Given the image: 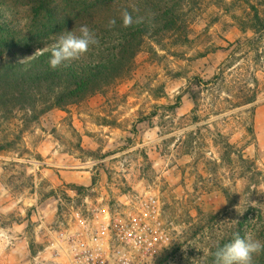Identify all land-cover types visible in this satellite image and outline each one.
<instances>
[{
	"label": "rangeland",
	"instance_id": "374dc122",
	"mask_svg": "<svg viewBox=\"0 0 264 264\" xmlns=\"http://www.w3.org/2000/svg\"><path fill=\"white\" fill-rule=\"evenodd\" d=\"M188 1L184 30L145 39L129 72L35 121L2 122L0 264H64L45 247L41 223L147 192L162 204L171 245L223 208L226 192L245 190L239 158L264 176V27L251 22L264 0ZM211 232L188 264H204Z\"/></svg>",
	"mask_w": 264,
	"mask_h": 264
},
{
	"label": "trees",
	"instance_id": "16d2710c",
	"mask_svg": "<svg viewBox=\"0 0 264 264\" xmlns=\"http://www.w3.org/2000/svg\"><path fill=\"white\" fill-rule=\"evenodd\" d=\"M190 4L188 0H0V126L17 115L35 121L54 108L84 99L96 81L129 72L145 39L184 30L181 19L185 5ZM116 9L119 12L112 16L103 13ZM124 11L133 16L129 27L123 26ZM138 18L140 23L135 22ZM113 19L116 23L110 27ZM251 22L264 27V13L257 11ZM83 25L94 33L98 44L78 59L53 69L50 51L33 55L65 31L79 35ZM239 160L250 173L237 177L245 190L226 192V205L185 229L183 237L159 254L165 256L161 264H188V255L207 241L208 230L215 245L231 242L237 233L264 242V176L254 162ZM215 245L208 255L200 252L206 258L204 264H213ZM253 259L254 264H264V251Z\"/></svg>",
	"mask_w": 264,
	"mask_h": 264
},
{
	"label": "built area",
	"instance_id": "2783aa9c",
	"mask_svg": "<svg viewBox=\"0 0 264 264\" xmlns=\"http://www.w3.org/2000/svg\"><path fill=\"white\" fill-rule=\"evenodd\" d=\"M111 208L99 200L69 208L55 225L39 226L45 247L64 264H149L173 240L162 204L151 192Z\"/></svg>",
	"mask_w": 264,
	"mask_h": 264
},
{
	"label": "clouds",
	"instance_id": "9594fccd",
	"mask_svg": "<svg viewBox=\"0 0 264 264\" xmlns=\"http://www.w3.org/2000/svg\"><path fill=\"white\" fill-rule=\"evenodd\" d=\"M122 20L124 27H129L134 22L133 16L128 11L122 13ZM135 22L140 23L141 20L138 18ZM115 23L114 19L110 20L109 26H114ZM79 33V35H76L72 31H65L56 37L54 43L43 50L37 49L33 55H42L44 52L50 51L49 65L53 69L59 67L65 61L78 59L91 46L98 44L94 33L90 31L87 25L81 26ZM262 251H264V242L254 239L251 234L241 237L237 233L231 242L225 243L223 246L219 243L215 245V251L212 253L214 257L213 264H254V256H259Z\"/></svg>",
	"mask_w": 264,
	"mask_h": 264
}]
</instances>
